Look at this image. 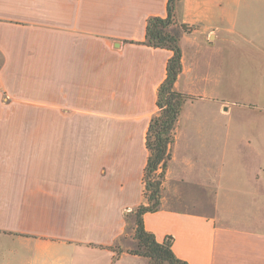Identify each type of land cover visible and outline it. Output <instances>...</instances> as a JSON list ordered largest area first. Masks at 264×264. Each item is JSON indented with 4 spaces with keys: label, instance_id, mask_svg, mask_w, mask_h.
Wrapping results in <instances>:
<instances>
[{
    "label": "crops",
    "instance_id": "1",
    "mask_svg": "<svg viewBox=\"0 0 264 264\" xmlns=\"http://www.w3.org/2000/svg\"><path fill=\"white\" fill-rule=\"evenodd\" d=\"M166 4L0 0V117L44 114L0 119V264H147L129 253L127 215L146 201L145 136L172 55L143 43L146 20L164 17ZM177 14L208 45L247 44L264 77V0H181ZM251 28L260 35L250 37ZM262 110L254 118L264 137ZM195 132H184L186 144ZM256 140L264 156V138ZM172 149L145 228L158 241L172 236L189 264H264V222L242 216L238 202L212 190L213 179L192 192L182 179L166 190Z\"/></svg>",
    "mask_w": 264,
    "mask_h": 264
},
{
    "label": "rangeland",
    "instance_id": "2",
    "mask_svg": "<svg viewBox=\"0 0 264 264\" xmlns=\"http://www.w3.org/2000/svg\"><path fill=\"white\" fill-rule=\"evenodd\" d=\"M257 33V29L251 28L247 34L255 37L260 35ZM181 35L179 46L184 71L178 77L175 89L191 98L184 101L174 130L175 138L178 127V139L172 144L173 149L171 146L175 158L165 181L166 190H173V186L182 179L183 189L192 192L204 187L210 178L213 179L212 190L219 196L224 193L227 200L232 197L234 203L238 202L242 216L259 217L258 220L264 222V156L255 151L256 139L264 138L263 128H256L259 121L254 118L258 116L254 112L257 107L264 112V77L258 70V53L255 54V50L245 43L244 46L221 49L219 42L208 45L198 35L186 33L182 39ZM261 38H264V33H261ZM216 107L226 114H219ZM24 116L44 119V114L39 112ZM24 116L10 112L0 119H24ZM190 128L197 131L196 135L199 131L202 133L193 138L197 139L196 142L188 145L184 132ZM261 144L263 141L259 142L260 147ZM187 152L193 157L190 161L183 160ZM256 188L262 192L255 193ZM255 195L261 196L257 203L253 200ZM197 209L209 210L202 205ZM127 217L126 237L130 251L136 248V241L133 239L132 213ZM260 227L264 229V224ZM119 245L126 246V239L121 238Z\"/></svg>",
    "mask_w": 264,
    "mask_h": 264
},
{
    "label": "trees",
    "instance_id": "3",
    "mask_svg": "<svg viewBox=\"0 0 264 264\" xmlns=\"http://www.w3.org/2000/svg\"><path fill=\"white\" fill-rule=\"evenodd\" d=\"M180 1L167 0L164 17L147 18L143 41L148 46L166 48L172 52L166 64V76L157 89V110L150 117L145 136L148 156L144 168L143 195L146 203L140 204L131 212L136 248L129 253L146 258L147 264H189L174 253L172 236L158 241L154 234L145 228L143 222V215L155 211L158 206L164 174L171 158L174 130L184 101L191 98L190 95L175 89V83L183 70L180 35L192 30L191 26L182 23L178 18L177 7ZM119 252L117 249V253Z\"/></svg>",
    "mask_w": 264,
    "mask_h": 264
}]
</instances>
